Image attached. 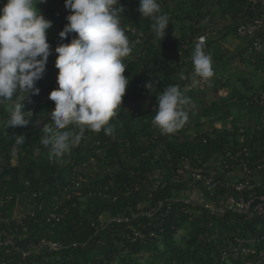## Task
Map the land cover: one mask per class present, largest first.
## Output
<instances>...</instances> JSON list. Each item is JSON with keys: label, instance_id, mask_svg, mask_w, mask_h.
<instances>
[{"label": "trees", "instance_id": "1", "mask_svg": "<svg viewBox=\"0 0 264 264\" xmlns=\"http://www.w3.org/2000/svg\"><path fill=\"white\" fill-rule=\"evenodd\" d=\"M174 2L166 0L161 6V14L169 16V26L161 41L151 30L153 21L141 17L137 11L139 0H120L124 7V12L120 14V26L129 39L132 51L122 60L126 65L124 75L130 80L122 105L116 110L117 115L105 125L113 131L111 135H106L104 128L98 133L86 129L80 143L70 152L49 159V148L42 144L41 138L45 135L44 126H52L49 112L54 109L55 103L49 99V93L58 87V69L55 67L57 54L54 49L60 43L70 42L76 35L72 33L61 40L58 34L68 23L66 16L70 10L54 17L52 10L59 3L64 4V0H50L44 17L52 22L55 37L49 42L52 54L48 58L46 71L36 83L39 94L29 95L22 101V112L26 113L29 124L6 128L10 111L19 100L16 95L11 100L0 98V216L12 213L17 198H29L35 193V199L42 200L44 204L43 210L37 214L40 218L50 205L57 184L65 181L70 165L89 158L93 141H99L104 148V155L98 157L99 162L106 164L122 158L123 161L115 173H96L92 190L112 194L137 179H145L148 173L155 170L161 172L167 185L157 187L150 195L143 189L133 191L129 196L120 195L114 202L97 195L89 196L82 189V198L71 196L64 202L73 205L69 208V218L63 228L57 227L50 232L32 219L25 223L33 234L65 244L76 242L77 246L50 253L46 261L38 254L22 259L17 253L11 251L7 254L3 249L0 251V264H102L103 258L108 261L116 259L117 264H226L220 261L221 251L234 236L256 237L259 239L257 248L264 247V220L259 217L245 220L243 216L231 213L187 214L179 206L167 217L162 233L146 242L128 244L124 237L125 232L130 230L127 224L115 225L95 234V228L91 226V222L98 224L100 213L106 212L110 216L121 210L130 213L138 210L140 204L179 194L186 184L169 183V164L171 161L172 168H175L181 156L199 154L205 163L204 167V163L200 165L201 169H206V164H210L215 155L229 149L247 147L253 164L264 158V106L246 103L256 89L254 84L240 72L235 75L239 86L230 77L223 78L217 72L218 65L224 67L235 57L246 62L243 49L230 58H224L220 47L226 36L236 38L237 25L253 15L248 0H179L178 6H174ZM5 3L6 0H0V8ZM120 4L116 7H120ZM216 17L230 21L222 36L214 31ZM132 28L135 34L131 33ZM206 28L214 34L203 43L204 51L211 55L215 63L214 74L218 77L210 78L203 88L196 86L186 91L183 84L191 82V51L196 45L194 38ZM241 40L245 47L246 41ZM183 57L185 61L181 60ZM150 74L159 81L153 94L144 87L151 78ZM180 75H184V78L181 79ZM169 85H179L183 94L191 98L192 106L187 109L189 118L181 128L172 134L162 135L152 120L156 115V94ZM221 90L225 91L223 95L219 93ZM19 95L26 96L27 93ZM250 119H253V123L248 122ZM227 122L228 127H215L216 123L226 125ZM20 134L26 135L25 143L16 145L14 135ZM203 138L205 143L202 142ZM155 150L162 152L157 159H154ZM166 152L169 160H166ZM258 181L260 184L256 192L263 193L264 168L253 176V182ZM198 187L210 199L218 192L222 195L229 193L224 187L210 190L203 184ZM6 197H10L9 200ZM23 230V226H18L19 232ZM180 231L182 234L179 236ZM19 245L22 246L21 243ZM241 262L237 260L235 264Z\"/></svg>", "mask_w": 264, "mask_h": 264}, {"label": "clouds", "instance_id": "2", "mask_svg": "<svg viewBox=\"0 0 264 264\" xmlns=\"http://www.w3.org/2000/svg\"><path fill=\"white\" fill-rule=\"evenodd\" d=\"M46 0H6L0 8V98L19 102L10 111L5 127H24L29 124L22 112V101L29 95H38L36 87L45 71L52 48L47 41V30L52 22L46 19L36 5ZM120 0H64L70 10L68 23L59 32L61 40L76 35L68 43L58 44L55 67L58 69L56 89L49 93L55 103L49 112L51 127L47 124L41 142L49 148V159L62 157L77 146L85 130L106 135L113 129L105 127L117 115L129 85L122 62L132 49L120 26L124 7H116ZM141 17L150 18L155 37L163 40L169 26V16L161 14L157 0H139ZM193 85L214 76L210 54L202 43H196L192 53ZM151 76V74H150ZM182 78H184L182 76ZM159 81L152 76L144 87L152 93ZM19 93H27L20 96ZM156 115L152 124L161 134H172L188 120L191 98L185 96L179 85H169L156 94ZM26 135H14L16 145L25 143Z\"/></svg>", "mask_w": 264, "mask_h": 264}, {"label": "built area", "instance_id": "3", "mask_svg": "<svg viewBox=\"0 0 264 264\" xmlns=\"http://www.w3.org/2000/svg\"><path fill=\"white\" fill-rule=\"evenodd\" d=\"M165 1L157 0L160 7L165 4ZM248 2L253 15L237 25L236 36L246 41L243 58L246 60V65L256 75L258 86L249 95L246 103L264 106V0H248ZM65 13H67V9L63 3H59L51 14L54 17H59ZM131 33L135 34L134 28L131 29ZM213 34L214 32L206 28L194 38V41L203 44L207 37ZM181 60L185 61V58L183 57ZM182 76L184 77V75ZM182 76L180 75L181 79H183ZM207 83L208 81L203 80L198 85H193L192 81L185 82L183 89L188 91L196 86L203 88ZM215 127L222 128L216 125ZM202 142L205 143L204 138ZM90 149L88 159L70 165L65 181L57 184V191L52 196L46 212L42 213L40 218L37 217V214L43 210L44 204L42 200L35 199V193L29 198H17L12 213L0 216V251L4 249L7 254L13 251L22 259L28 258L32 254H38L46 261L50 253L77 246L76 242L65 244L44 235L33 234L25 223L32 219L34 222H38L39 226L47 227L50 232L57 227L63 228L69 218V208L71 204L73 205V203L65 204L64 202L71 196L82 198V189H85L89 196L97 195L114 202L120 195L129 196L131 192L141 189L150 195L151 191L157 187L163 188L167 185L161 172L155 170L148 173L145 179H137L115 193L107 194L104 190L94 191L92 182L96 178V173H115L120 169V162L123 161V158L114 159L106 164L101 163L98 160V157L104 155L101 143L93 141ZM161 153L160 150H155L154 159H157ZM165 154L166 160H169V154L167 152ZM250 157L249 149L241 147L229 149L221 155H215L210 164H206L207 167L210 165L206 169L200 168L204 162L201 161L197 153L192 156H181L175 168H172L170 161L169 183H185L184 190L170 197L140 204L138 210H133L130 213H127L126 210H121L112 216L106 212L100 213L98 224L91 222V226L95 228L94 234L111 229L115 225L127 224L130 230L125 232L124 237L128 244L138 241L146 242L157 238L162 233L167 217L175 210L176 206H179V209L187 214L200 215L203 212H208L210 215H222L231 213L243 216L245 220H250L253 217L264 220V192L257 193L256 187L260 182H253L254 174L264 168V158L253 164ZM200 184H203L207 190L213 187H224L229 193L222 195L218 192L210 199L200 191L198 187ZM6 198L9 200L10 197ZM20 225L24 227L22 232L18 231ZM258 242L259 239L256 237L234 236L228 246L221 251L220 261H225L226 264H235L237 260L242 261L240 264H264V247L258 249ZM116 262V259H111V261L102 259V264H117Z\"/></svg>", "mask_w": 264, "mask_h": 264}, {"label": "rangeland", "instance_id": "4", "mask_svg": "<svg viewBox=\"0 0 264 264\" xmlns=\"http://www.w3.org/2000/svg\"><path fill=\"white\" fill-rule=\"evenodd\" d=\"M49 2L50 0H46V2L38 3L36 5L37 9H39V11L41 12L43 16H45L46 14V10H47V6ZM178 5H179V0H175L174 6H178ZM229 24H230L229 20L216 17L215 23H214V31H216V35L222 36L225 33L226 28ZM188 27L191 30L193 29L192 26H188ZM54 37H55V29H52L51 27L50 29L47 30V41L50 42ZM238 43L236 42V38H233L231 36H226L224 38V40L221 43V47H220L222 52L224 53V58H230L231 55L236 54L235 45ZM193 51L194 50L191 51V56H192ZM217 68H218L217 69L218 74L223 75L222 76L223 78L230 77V80L234 81L238 86H239V81L235 80V75L237 73L239 74V72L242 74V76H244L245 78H248V80L254 84V88H257L258 86L257 78L254 72H252L250 68L248 67V65H246L245 62L241 61L238 57L233 58L230 62H228V65L224 67H222L221 65L220 66L218 65ZM231 73H234V74H231ZM214 77H218V75L216 76L214 74ZM221 91H219V93L223 95L225 91L223 90ZM248 122L253 123V119H250ZM178 234L180 236L182 232L180 231Z\"/></svg>", "mask_w": 264, "mask_h": 264}, {"label": "crops", "instance_id": "5", "mask_svg": "<svg viewBox=\"0 0 264 264\" xmlns=\"http://www.w3.org/2000/svg\"><path fill=\"white\" fill-rule=\"evenodd\" d=\"M234 38V37H233ZM236 42L238 43V44H236L235 45V48H236V52L235 53H237L239 50H241V49H243V52H244V49H245V47H244V43L242 42V40L240 39V38H237L236 37ZM222 43V42H221ZM213 62V61H212ZM212 66H215V63L213 62V65ZM216 126H220V127H228L229 126V124H228V122H227V124L226 125H222V124H220V123H216L215 124Z\"/></svg>", "mask_w": 264, "mask_h": 264}]
</instances>
